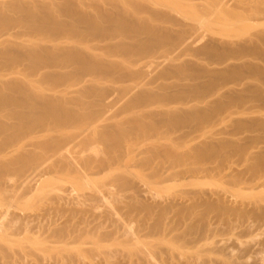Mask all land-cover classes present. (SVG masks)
Returning <instances> with one entry per match:
<instances>
[{"label": "rangeland", "instance_id": "rangeland-1", "mask_svg": "<svg viewBox=\"0 0 264 264\" xmlns=\"http://www.w3.org/2000/svg\"><path fill=\"white\" fill-rule=\"evenodd\" d=\"M113 1L0 0V264H264V0Z\"/></svg>", "mask_w": 264, "mask_h": 264}, {"label": "bare ground", "instance_id": "bare-ground-1", "mask_svg": "<svg viewBox=\"0 0 264 264\" xmlns=\"http://www.w3.org/2000/svg\"><path fill=\"white\" fill-rule=\"evenodd\" d=\"M114 1H116V0H114ZM114 1H113V2H114ZM119 1H120V0H119ZM121 1H124V0H121ZM121 1H120V3L118 2V4H120L121 6H119L118 4H117V5H118L119 7H122L121 9H123V10H125L124 8H126V10H127L128 12L126 13V11H125V13L128 14L129 11H130V9H128V8L130 7V5H129L128 8H127V7H124V8H123V6H122V4H121V3H122ZM135 1H136V0H135ZM141 1H143V0H141ZM141 1H140V2H141ZM220 1H221L222 3H220ZM234 1H235V0H234ZM127 2H128V1H127ZM127 2H125V6H126ZM131 2H132V1H131ZM133 2H134V0H133ZM140 2H139V0H138V4H139ZM143 2H144V1H143ZM143 2H141V3H143ZM147 2H148V1H147ZM154 2H155V1H154ZM218 2L220 3V6H224V5L226 4V3H224L223 0H219ZM235 2H236V1H235ZM260 2H261V0H244V1L241 2V3H234L233 8H235V9H236V8H243V7H244V8H248V7L255 8V7H257V6L260 4ZM135 3L137 4V2H135ZM141 3H140V4H141ZM215 3H216L215 5L218 4L217 2H215ZM128 4H129V3H128ZM136 4H135V5H136ZM138 4L136 5L137 8L142 7V5L140 6V4H139V6H138ZM144 4H146V3L144 2ZM144 4H143V5H144ZM149 4H151V3L149 2ZM149 4H148V6H149ZM112 5H114V3H113ZM112 5H110V6H112ZM117 5H116V6H117ZM133 5H134V4H133ZM146 5H147V4H146ZM213 5H214V4H213ZM213 5H212V6H213ZM35 6H36V5H35ZM35 6H34V8H35ZM95 6H96V5H95ZM116 6H115V7H116ZM118 6H117V7H118ZM144 6H145V5H144ZM218 6H219V4H218ZM29 7H30V6H29ZM29 7L27 8V10L24 11V13H25L24 16H25L26 19H29V18L33 19L32 17H34V16L37 14V13L34 14V11H35L36 8H35L33 11H31V10L29 9ZM215 7H216V6L210 7V9H212V8L215 9ZM130 8H131V10H132V8L135 9V7H133L132 4H131V7H130ZM137 8H136V9H137ZM147 8H148V7L146 6V9H147ZM149 8H150V6H149ZM152 8H153V7H152ZM217 8H218V7H217ZM28 9H29V10H28ZM113 9H114V8H113ZM140 9H141V8H140ZM218 9H219V8H218ZM91 10H92V9H91ZM101 10H102V9H101ZM143 10H145V9H142L141 11H143ZM151 10H152V9H151ZM98 11H99V9H98ZM119 11H120V9H119ZM133 11L136 12V15H135L136 17H137V15H139V14L141 13L140 10H138V12H137L136 10H133ZM133 11H132L131 13H133ZM139 11H140V12H139ZM147 11H148V10H147ZM153 11H154V12H153L154 15H156V14L158 13V12L155 13V10H153ZM93 12H94V11H93ZM96 12H97V11H96ZM116 12H117V11H116ZM120 12H121V11H120ZM120 12H118V14H121V15H122V14L124 13V12H121V13H120ZM94 13H95V12H94ZM100 13H101V12H100ZM100 13H99V14H100ZM131 13H129L130 16H129V15H128V16L133 20L132 17H135V16H132V15H134V13H133V14H131ZM138 13H139V14H138ZM142 13H143V12H142ZM144 13H145V11H144ZM144 13H143V15H144ZM146 13H147V12H146ZM161 14H162V13H161ZM121 15H120V17H121ZM148 15H149V14H148ZM154 15H153V16H154ZM128 16H127V17H128ZM131 16H132V17H131ZM145 16H146V15H145ZM163 16H164V15H163ZM163 16H162V18H163ZM113 17H114V15H113ZM123 17H124V15H123ZM148 17H149V16H148ZM166 17H167V16H166ZM115 18H116V17H115ZM121 18H122V17H121ZM124 18H125V17H124ZM140 18H141V15H140ZM140 18H138V19H140ZM149 18L153 19L154 17H149ZM156 18H157V17H156ZM160 18H161V16L159 15V19H160ZM135 19H136V18H135ZM142 19H143V18H142ZM151 19H150V20H151ZM167 19H168V18H166V21H167ZM87 20H88V19H87ZM108 20H109V19H108ZM120 20H121V19H120ZM123 20H124V19H123ZM132 20H130V19L128 18L127 21H128V23H129V21L132 22ZM146 20H147V18L144 19L143 21L146 22ZM154 20H157V19L154 18L153 21H154ZM160 20H161V19H160ZM168 20L171 21V19H168ZM82 21H83V20H82ZM93 21H94V20H93ZM124 21H125V20H124ZM133 21H134V20H133ZM139 21H140V20H139ZM139 21L136 20L135 22H138V24H139ZM166 21L164 20V23H165ZM170 21H169V22H170ZM172 21H173V20H172ZM119 22H120V21H119ZM157 22H160V21L157 20ZM161 22H162V21H161ZM75 23H76V22H75ZM99 23H100V22H99ZM124 23L127 24V22H124ZM140 23H141V22H140ZM170 23H171V22H170ZM173 23H176V22L174 21ZM73 24H74V23H73ZM85 24H86V23H85ZM93 24H94V23H93ZM132 24H134V23L132 22ZM135 24H136V23H135ZM159 24H161V23H159ZM171 24H172V23H171ZM121 25H122V24H121ZM154 25H155V24H154ZM161 25H162V24H161ZM84 26H85V25H84ZM134 26H135V25H134ZM169 26H170V25H168V27H169ZM124 27H125V26H124ZM87 28H88V27H87ZM134 28H136V27H134ZM165 28H166V27H165ZM173 28H174V27H173ZM98 29H99V28H98ZM126 30H127V29H126ZM183 38H184V37H183ZM84 43H85V42H84ZM140 43H141V42H140ZM126 44H127V43H126ZM125 46H126V45H125ZM139 46H140V45H139ZM129 47H130V46H129ZM122 48H123V45H122ZM127 48H128V47H127ZM139 48H140V47H139ZM123 49H124V48H123ZM128 50H130V49L128 48ZM139 50H140V49H139ZM142 51H143V50H142ZM140 52H141V51H140ZM141 53H142V52H141ZM75 56H76V55H74V57H75ZM82 56H83V55H82ZM88 56H89V55H88ZM78 57H79V56H78ZM80 57H81V56H80ZM84 57H85V59L87 58V56H85V55L83 56V58H84ZM75 58H77V57H75ZM83 58H79V59H83ZM88 58H89V57H88ZM77 59H78V58H77ZM89 60H92V59L89 58ZM89 60H88V59L85 60L86 63L89 62ZM85 61H84V63H85ZM80 62H81V60H80ZM82 62H83V61H82ZM92 62H93V61H92ZM92 62L90 61V63H92ZM86 63H85V64H86ZM82 64H83V63H81V65H82ZM92 64H93V63H92ZM78 65L80 66V63H78ZM88 65L90 66V68H91V66H93V65H90V64H88ZM84 66H85V65H83V67H84ZM89 66L86 65V68L89 67ZM94 66H95V64H94ZM97 66H98V65H97ZM95 67H96V66H95ZM95 67H93V68H95ZM84 68H85V67H84ZM93 68H91V70H92ZM81 69H82V68H81ZM98 69H99V68H98ZM94 70H95V69H94ZM119 70H120V69H119ZM117 72H118V71H117ZM90 87H91V86H90ZM32 88H33V90L35 89V91L32 90L33 93L31 92V95H33V96H31V97L35 98V99H36L37 101H39L40 103L42 102V104H39V102H37V103H38L39 105L42 106V107H41L42 109L44 108V110H45V109L48 110V111L45 110L46 113H49V112H50L49 114H46V115H48V117H51V116L54 115V114L51 115L52 108L54 109V107L57 106V104H58V106L60 105V107H61V102H63V103H64V102H67V101H65V99H62L63 101H61V99H58V101L60 100V102H58V101H57L58 103L53 102L54 104H52V103L50 102V103L52 104V106H51V105H49V104L47 103L46 100H47L49 97H45V95H43V93H45V92H43L42 88H41V91H42L43 93L40 92V90H39L40 87L38 88V86H32ZM88 88H89V87H88ZM94 90H95V89H94ZM94 90H93V92H94L93 95L95 94V91H94ZM86 91L88 92L89 90H86ZM86 91L83 92V96H84V94H87V93H85ZM41 95H43V96H41ZM91 95H92V94H90V96H91ZM143 95H144V94H143ZM143 95H142V96H143ZM85 96H87V95H85ZM140 96H141V95H140ZM42 97H43V98H42ZM52 97H53V96H52ZM146 97H147V96H146ZM146 97H144V98H146ZM33 98H31V99L33 100ZM44 98H45V100H44ZM55 98H56V97H55ZM55 98H53V99H55ZM60 98H61V97H60ZM35 99H34V100H35ZM56 99H57V98H56ZM34 100L31 102L32 104H33V102H35ZM51 100H52V99H51ZM53 101H54V100H53ZM79 101L81 102L82 100H79ZM14 102H15V101H14ZM48 102H49V101H48ZM80 102L77 101V103H80ZM37 103L35 102V104H37ZM55 103H56V104H55ZM63 103H62V104H63ZM29 104H30V103H29ZM29 104H28V105H29ZM32 104H30L29 106H31ZM70 104H71V103H70ZM53 105H54V107H53ZM67 105H68V104H67ZM29 106H28V108H29ZM31 107L34 108V106H31ZM31 107H30V109H31ZM36 107H38V105H37ZM55 108H58V107H55ZM38 109H39V107H38ZM32 110H33V109H32ZM40 110H41V109H40ZM70 110H71V109H70ZM27 111H29V110H26V111H25V116H26V117H27L28 113L30 112V111H29V112H27ZM41 111H42V110H41ZM57 112H58V111H57ZM60 112H61V111H60ZM67 112H68V111H65V113H64V114H65V117L67 116L66 118H68V117L71 115V114L69 115V112H68V113H67ZM21 113H22V112H21ZM53 113H54V112H53ZM66 113H67L69 116H68ZM26 114H27V115H26ZM29 114H31V113H29ZM55 114L57 115L58 113H55ZM60 114H61V113H60ZM64 114H63V115H64ZM32 115H33V113H32ZM50 115H51V116H50ZM56 115H54L56 118H59V117L61 118V117H63V116H58L59 114H58L57 116H56ZM73 115H74V117H75V114H73ZM73 115H71L70 118H68L69 120L65 118V119H66L65 122H68V121L70 122V120H72V119L74 118ZM19 116H20V115H19ZM29 116H30V115H28V118H29ZM21 117H22V116H20V118H21ZM26 117H23V118H26ZM30 117H31V116H30ZM71 117H73V118H71ZM63 118H64V117H63ZM16 119H17V118H16ZM18 119H19V118H18ZM25 120L27 121V118L24 119V121H25ZM28 120H29V119H28ZM21 121H22V120H21ZM72 121H73V120H72ZM15 122H17V121L15 120ZM55 122H56V121H55ZM75 122H76V121H75ZM1 123H3V122H1ZM29 123H30V122H29ZM62 123H63V122H62ZM73 123H74V122H73ZM3 124H6V123H3ZM7 124H8V123H7ZM22 124H23V123H22ZM91 124H92V123H91ZM70 125H71V124H70ZM74 125H75V123H74ZM89 125H90V124H89ZM82 126H85V125H82ZM67 127H68V125H67ZM88 127H89V126H88ZM88 127H87V129H90V128H88ZM90 127H91V126H90ZM0 128H1V127H0ZM10 128H11V127H10ZM30 128H31V127H30ZM80 128H81V127H80ZM6 129H7V128H6ZM82 129L84 130L85 127H83ZM13 130H14V129H13ZM2 131H3V130H2ZM7 131H8V130H7ZM16 131H17V130H16ZM65 131H67V130H65ZM76 131H77V130H76ZM76 131H75V132H76ZM84 131H86V130H84ZM92 131H93V130H92ZM75 132H74V133H75ZM78 132H81V131H78ZM89 132H90V131H89ZM4 133H5V132H4ZM20 133H21V132H20ZM86 133H87V132H86ZM10 134H11V133H10ZM48 134H50V132H49ZM51 134H52V133H51ZM65 134H66V133H65ZM82 134H84L83 131H82ZM93 134H94V131H93ZM25 135H26V133H25ZM7 136H8V135H7ZM49 136H51V135H49ZM49 136H48V137H49ZM68 136H69V135H68ZM70 136H71V135H70ZM72 136H73V135H72ZM72 136H71V137H72ZM74 136H76V135H74ZM93 136H94V135H93ZM19 137L21 138V136H19ZM44 137H45V136H44ZM58 137H59V136H58ZM75 138H76V137H75ZM79 138H80V137H79ZM47 139H48V138H47ZM47 139H46V140H47ZM66 139H70V138H66ZM72 139H73V138H72ZM72 139H70V140H72ZM8 140H9V139L4 140L5 145H6V144L8 145V143H7ZM36 140H38V139L36 138ZM41 140H42V139H41ZM9 141H12V140H9ZM17 141H18V140H17ZM38 141H40V140H38ZM43 141H45V139H43ZM66 141H68V140H66ZM14 142H15V141H14ZM29 142H30V141H29ZM10 143H11V142H10ZM12 143H13V142H12ZM17 143H18V142H17ZM20 143H21V142H20ZM32 143H33V141H32ZM40 143H41V142H40ZM43 143H44V142H43ZM43 143H42V144H43ZM46 143H47V142H46ZM49 144H50V142H49ZM3 145H4V144H3ZM37 145H38V144H37ZM39 145H40V144H39ZM61 145H62V144H61ZM1 146H2V145H1ZM12 146H14V144H13ZM17 146H18V145H17ZM21 146H23V145H20V147H21ZM25 146H26V145H25ZM52 146H53V145H52ZM10 147H11V146H10ZM32 147H34V145H32ZM32 147H30V148H32ZM57 147H58V146H57ZM66 147H67V146H66ZM66 147H65V148H66ZM28 148H29V147H28ZM30 148H29V150H30ZM58 148H59V149H57V150H58V153H57V150H56V152L54 151L56 154L53 152L52 155L54 154V156H55V155H57V154H59V153H60V155L63 154V153H65L64 151H63V152L60 151V149H62L63 147H60V146H59ZM14 149H15V148H14ZM19 149H20V148H19ZM26 149H27V148H26ZM32 149L34 150V148H32ZM45 149H46V148H45ZM3 150H4V151H6V150L9 151V148H7L6 150L3 148ZM12 150H13V149H12ZM33 150H32V151H33ZM62 150H64V149H62ZM4 151H2V152H4ZM14 151H16V150H14ZM24 151H26V150H24ZM30 151H31V150H30ZM30 151H28V149H27V152H30ZM34 151H35V150H34ZM77 151H78V150H77ZM2 152H0V153L2 154ZM11 152H12V151H11ZM19 152H20V151H19ZM27 152H26V153H27ZM45 152H46V151H45ZM61 152H62V153H61ZM14 153H15V152H14ZM20 153H21V152H20ZM20 153H19V154H20ZM33 153H34V152H33ZM39 153H40V151H39ZM46 153H47V152H46ZM7 154H8V152H7ZM7 154H6V157H7ZM9 154H10V153H9ZM19 154H17V155L20 156ZM21 154H23V152H22ZM36 154H37V153H36ZM11 155H12V154H10V156H11ZM25 155H26V154H24V156H25ZM42 155H43V152H42L41 155L36 156V158L39 157V156H42ZM45 155H48V154H45ZM45 155H44L43 157H45ZM49 155H51V153H50ZM52 155H51V156H52ZM0 156H3V155H0ZM4 156H5V155H4ZM12 156H13V155H12ZM21 156H22V155H21ZM24 156H23V157H24ZM34 156H35V154H34ZM62 156H63V155H62ZM91 156H92V155H91ZM58 157H59V156H58ZM63 157H64V156H63ZM25 158H27V156H26ZM31 158H32V157H31ZM41 158H42V157H41ZM48 158H49V157H47V160H48ZM54 158L56 159V157H54ZM54 158H53V161L55 160ZM64 158H65V157H64ZM77 158H79V157H77ZM0 159H1V157H0ZM23 159H24V158H23ZM39 159H40V158H39ZM39 159H37V160H39ZM49 159H51V158H49ZM57 159H59V158H57ZM80 159L82 160V158H80ZM80 159H79V160H80ZM90 159H91V158H90ZM7 160H8V159H7ZM7 160L5 161V164H6V163H7V164H8V163H9V164H12V163H13L14 166H11V165L8 164L9 167H7V165L4 164V165L6 166V168H5L6 171H7V170H10V168L12 167V168H13V170H11L12 172H10V171H9V172H10V173L15 172V175H17V173H16V172H17V169H15V171H14V167L16 168L17 165L15 166V163L18 162V161H15V163H14V161H12V160H9L8 162H7ZM13 160H14V159H13ZM17 160H19V159H17ZM43 160L46 161V157H45V159L43 158ZM72 160H73V159H72ZM3 161H4V160H3ZM10 161H12V162H10ZM19 161H20V160H19ZM22 161H23V160H22ZM26 161H27V159H26ZM77 161H78V160H77ZM82 161H83V160H82ZM90 161H91V160H90ZM90 161H89V162H90ZM38 162H39V161H38ZM40 162H43V161L41 160ZM49 162H50V161H49ZM72 162H74V160H73ZM72 162H71V163H72ZM1 163H2V162H1ZM18 163H19V162H18ZM20 163H21V162H20ZM24 163H26V162H24ZM24 163H23V164H24ZM27 163H28V162H27ZM30 163H31V162H30ZM33 163H36V162H33ZM43 163H45V162H43ZM43 163H42V164H43ZM74 163H75V162H74ZM74 163H73V164H74ZM77 163H78V162H77ZM87 163H88V162H87ZM42 164L40 163V166H41ZM45 164H46V163H45ZM45 164H43V165H45ZM75 164H76V163H75ZM4 165H1V164H0V171H1V170H5V169H3V168L5 167ZM33 165H34V164H33ZM33 165H32V166H33ZM66 165H67V164H66ZM69 165H70V164H69ZM69 165H68V167H69ZM10 166H11V167H10ZM23 166H25V165H23ZM32 166H31V167H32ZM35 166L37 167V166H39V165L36 164ZM35 166H34L33 168H35ZM45 166H46V165H45ZM49 166H50V165H49ZM74 166H75V165H74ZM76 166H77V164H76ZM84 166H85V165H84ZM87 166H88V165H87ZM17 167L21 168L22 165L19 164V166H17ZM27 167H28V166H27ZM29 167H30V166H29ZM29 167H28L26 170H24L26 167H25V168H21L20 171H21V172L23 171V173H25V171H26V174H23V176H24L23 179L19 178L20 181H21V180H25V179L27 178L26 175H27V174L29 175V173H27V172L29 171ZM71 167H72V166H71ZM71 167H70V168H71ZM7 168H9V169H7ZM19 168H18V170H19ZM33 168H32V170H33ZM39 168L41 169V167H38V168H37L38 171H39ZM42 168H43V167H42ZM72 168H73V167H72ZM72 168H71V169H72ZM74 168H75V167H74ZM89 168H90V166H89ZM35 169H36V168H35ZM35 169H34V170H35ZM43 169H44V168H43ZM48 169H49V167H48ZM30 170H31V169H30ZM34 170H33V171H34ZM45 170H46V169H45ZM75 170H76V169H75ZM75 170H74V172H75ZM83 170H84V169H83ZM83 170H81V171L83 172ZM89 170H91V169H89ZM94 170H95V169H94ZM20 171H19V172H20ZM35 171H36V170H35ZM42 171H43V170H42ZM91 171H93V169H92ZM3 172H4V173H7V172H5V171H2V172H0V173H3ZM31 172H32V171H31ZM40 172H41V171H40ZM44 172H45V171H44ZM44 172H43V173H44ZM4 173H3V174H4ZM10 173H9V174H10ZM32 173H34L33 175H34V177H35L36 172H32ZM32 173H31L29 176L27 175V176L29 177V179H26L27 181L30 180V179H33V178H34V177L32 176ZM89 173H90V172H89ZM3 174H1L0 176H2ZM13 174H14V173H13ZM13 174H12V175H13ZM18 174H19V173H18ZM39 174H40V173H39ZM76 174H77V173H76ZM19 176H22V175L19 174ZM2 177H3V176H2ZM14 177H15V176H14ZM17 177H18V176H17ZM17 177H16V178H17ZM25 177H26V178H25ZM30 177H31V178H30ZM37 177H38V176H37ZM0 178H1V177H0ZM4 178H5V177H4ZM6 178H7V176H6ZM37 179H38V178H37ZM8 180H9V179H8ZM8 180H6V182H7ZM33 180H35V178H34ZM33 180H31V182H32ZM4 181H5V179H4ZM4 181H2V179H1V183L4 182ZM9 181H10V180H9ZM13 181H14V180H13ZM17 181H18V180H17ZM17 181H14V183L17 182ZM42 181H43V180H42ZM18 182H19V181H18ZM18 182H17V183H18ZM21 182H22V181H21ZM23 182H24V181H23ZM29 182H30V181H29ZM10 183H11V182H10ZM12 183H13V182H12ZM32 183H33V182H32ZM26 184H27V183H26ZM29 184H30V183H29ZM34 184H35V183H34ZM7 185H8V183H7ZM9 185H10V184H9ZM20 185H21V184H20ZM1 186H2V184H1ZM3 187H4V186H3ZM5 187H6V188H9V187H7V186H5ZM28 187H30V185H29ZM14 188H15V187H14ZM9 189H11V188H9ZM12 189H13V187H12ZM1 190H2V189H1ZM3 190H4V189H3ZM3 190H2V191H3ZM7 190H8V189H7ZM30 190H31V189H30ZM34 190H35V188H34ZM4 191H5V190H4ZM4 191H3V192H4ZM5 192H8V194H9V191H5ZM15 192H16V190H15ZM33 192H34V191H33ZM12 193H13V191H12ZM30 194H33V193H30ZM10 195L13 196L11 193H10ZM10 195H9V196H10ZM26 195H27V192H26ZM26 195H25V196H26ZM7 197H8V196H6V198H7ZM4 198H5V197H4ZM62 200H63V199H62ZM76 200H77V199H76ZM63 202H64V201H63ZM63 206H64V205H63ZM0 207H1V206H0ZM60 208H61V207H60ZM92 208H93V207H92ZM1 209H2V207H1ZM1 211H2V210H1ZM109 213H110V212H109ZM109 213H108V214H109ZM0 214H1V212H0ZM17 214H19V213H17ZM15 215H16V214H15ZM41 215H42V214H41ZM3 216H4V215H3ZM17 216H18V215H17ZM17 216H14V217L16 218ZM37 216H38V215H37ZM109 216H110V215H109ZM0 217H1V216H0ZM12 217H13V216H12ZM20 217H21V216H20ZM20 217L18 218L19 220H20ZM26 217H29V216H26ZM26 217H25V218H26ZM31 217H32V216H31ZM1 218H2V217H1ZM1 218H0V219H1ZM34 218H36V217H34ZM38 218H39V217H38ZM38 218H37V219H38ZM28 219H29V218H28ZM28 219H27V220H28ZM30 219H31V218H30ZM40 219H42V217H41ZM40 219H39V220H40ZM111 219H112V218H111ZM11 220H12V219H10V221H11ZM14 220H15V219H14ZM14 220H12V221H14ZM16 220H17V219H16ZM19 220H17V221L19 222ZM27 220H26V221H27ZM42 220H45V219L43 218ZM58 220H59V219H58ZM24 221H25V220H24ZM26 221H25V222H26ZM31 221H33V220H31ZM31 221H30V222H31ZM34 221H35V220H34ZM34 221H33V222H34ZM36 221H37V220H36ZM36 221H35V222H36ZM48 221H49V220H48ZM63 221H64V220H63ZM30 222L28 221L29 224H31ZM54 222H55V220H54ZM11 223H12V222H11ZM14 223H15V222H14ZM20 223H21V222H20ZM23 223H24V222H23ZM23 223H21V224H23ZM28 223L26 222L27 225H28ZM42 223H43V222H42ZM44 223H45V222H44ZM64 223H65V222H64ZM26 224H25V225H26ZM33 224L36 225L35 223H33ZM58 224H59V223H58ZM1 225H2V224H1ZM7 225H8V224H7ZM9 225H10V223H9ZM23 225H24V224H23ZM38 225H39V223H38ZM41 225H42V224H41ZM47 225H48V224H47ZM54 225H55V224H54ZM54 225H53V226H54ZM59 225H60V224H59ZM2 226H3V225H2ZM43 226L45 227L46 225L44 224ZM53 226L51 227L52 229H50V230H54V229H53V228H54ZM55 226H57V225H55ZM60 226H61V225H60ZM29 227L31 228L32 226L29 225ZM29 227H28V228H29ZM37 227L39 228V226H37ZM44 227H42V228H44ZM47 227H49V226H47ZM57 227H58V226H57ZM57 227H56L55 229H59V228H60V230H61V227H58V228H57ZM0 228H1V227H0ZM8 228H9V227H8ZM20 228H21V227H20ZM22 228H23V226H22ZM25 228H27V227L25 226ZM28 228H27V230H24V231L27 232V231H28ZM49 228H50V227H49ZM31 229H34V228H31ZM35 229H37V228L35 227ZM40 229H41V228H39L38 230H40ZM47 229H48V228H47ZM6 230H7V228H6ZM62 230H63V229H62ZM62 230H61V232H62ZM2 231H4L3 227H2ZM24 231H22V232H24ZM29 231H30V230H29ZM42 231H43V230H42ZM56 231H57V230H56ZM58 231H59V230H58ZM35 232H36V231H35ZM52 232H53V231H52ZM59 232H60V231H59ZM4 233H6V232H4ZM33 233H34V232H33ZM44 233H47V232H44V231H43V234H44ZM48 233H49V235H50V231H49ZM56 233H57V232H56ZM63 233H64V232H63ZM52 234H53V233H52ZM54 234H55V233H54ZM54 234H53V235H54ZM61 234H62V233H61ZM61 234H60V235H61ZM6 235H8V234H6ZM40 235H41V234H40ZM62 235H63V234H62ZM38 236H39V235H38ZM46 236H47V235H46ZM57 236H58V235H57ZM63 236H65V235H63ZM47 237H48V236H47ZM41 238H42V237H41ZM44 238H45V236H44ZM49 238H50V237H49ZM58 238H59V237H58ZM63 238H64V237H63ZM63 238H62V239H63ZM2 239H3V238H2ZM6 239H8V237H7ZM47 239H48V238H47ZM56 239H57V238H56ZM45 240H46V239H45ZM60 240H61V237H60V239H59L58 241H60ZM0 241H1V240H0ZM41 241H42V240H41ZM46 241H47V240H46ZM58 241H57V242H58ZM61 241H62V240H61Z\"/></svg>", "mask_w": 264, "mask_h": 264}]
</instances>
